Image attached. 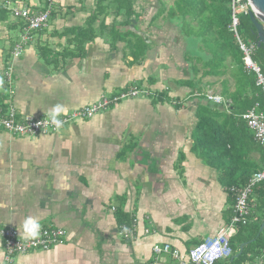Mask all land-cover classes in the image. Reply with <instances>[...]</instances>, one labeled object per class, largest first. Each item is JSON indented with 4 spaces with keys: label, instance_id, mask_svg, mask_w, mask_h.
I'll return each mask as SVG.
<instances>
[{
    "label": "crops",
    "instance_id": "0c3cea01",
    "mask_svg": "<svg viewBox=\"0 0 264 264\" xmlns=\"http://www.w3.org/2000/svg\"><path fill=\"white\" fill-rule=\"evenodd\" d=\"M31 3L33 12L44 9ZM133 3L137 14L126 24L95 0H52L46 25L30 32L17 57L11 49L22 23L0 11V82L10 78L0 107L39 117L57 104L64 114L144 90L55 132L0 128V228L18 231L32 215L42 228L65 232L62 244L15 254L10 263L0 236V264H188L193 245L229 224L233 196L221 170L192 150L196 107L206 101L177 83L188 76L176 20H151L158 0ZM220 90L216 83L205 94ZM165 244L167 251L152 249Z\"/></svg>",
    "mask_w": 264,
    "mask_h": 264
},
{
    "label": "trees",
    "instance_id": "16d2710c",
    "mask_svg": "<svg viewBox=\"0 0 264 264\" xmlns=\"http://www.w3.org/2000/svg\"><path fill=\"white\" fill-rule=\"evenodd\" d=\"M7 1L25 4L30 10L36 8L31 3L33 0H0V11L3 13H10ZM51 1L37 0V7L43 3L45 9ZM133 1L95 0V3L100 11L110 6L115 8L128 24L129 19L137 14ZM158 1L162 7L151 20L155 21L160 16L176 20L182 40V55L187 64L188 78L177 83L187 86L189 95H196L197 99L206 101L196 107L197 122L192 132V150L204 163H217V169L221 170L220 182L226 188L242 185L252 173L264 168V145L252 139L241 115L255 102L264 108V95L255 83L254 73L244 68L238 40L245 45H253L250 57L260 67L263 76L264 45H257V36L248 12L232 8V0H171L167 6L165 1ZM233 15L237 19L235 29L231 26ZM206 77H212V80H205ZM216 83L220 85V95L225 103L214 104L205 97L206 89ZM6 84L2 80L0 92L6 88ZM2 100L0 104H3ZM252 152H258L259 158L253 159ZM248 207L247 223L238 224L235 234L230 238L232 255L218 261L220 264H250L260 256H263L264 261V227L258 231L264 221V180L254 185L248 196ZM243 242L247 243L240 254L229 261Z\"/></svg>",
    "mask_w": 264,
    "mask_h": 264
},
{
    "label": "built area",
    "instance_id": "2783aa9c",
    "mask_svg": "<svg viewBox=\"0 0 264 264\" xmlns=\"http://www.w3.org/2000/svg\"><path fill=\"white\" fill-rule=\"evenodd\" d=\"M6 6L13 17L22 21L19 38L11 49L12 55L17 57L30 39V32L39 30L46 25L51 4L36 13L31 11L25 4L18 2L11 3V1H7ZM237 6H240L245 12H248L251 8L248 0H232V8ZM236 23L237 19L233 15L231 23L233 29H235ZM238 43L243 53L244 68L248 72L254 73L255 83L261 88L264 95V76L260 71V67L250 57L253 45H245L240 40H238ZM9 80L10 78L7 74L5 78L7 85L10 82ZM143 91L142 89L131 88L111 96H102L88 105L64 113L60 118L66 124L78 118L90 117L127 96H135ZM205 97L215 103H220L223 100L221 96L209 93H206ZM217 97L220 99L217 100ZM28 117L29 115L19 117L11 106L7 108L0 107V128L8 133L18 135H37L58 131L47 122V115ZM241 117L245 120L253 139L257 143L264 145V108L260 107L259 102H255L250 109L242 113ZM262 180H264V168L252 173L245 184L231 185L228 188L229 193L233 196L232 214L229 224L220 228L214 236L205 238L193 245L187 253L188 264H215L217 261L227 259L232 255L230 237L235 226L247 223L249 216L248 196L254 185ZM126 234L128 233L126 232ZM0 236L3 239L5 260L10 263L15 254L45 250L54 245L62 244L65 232L61 228L46 227L41 228V234L38 239L23 240L15 228L1 227ZM168 248V244H165L163 247L154 245L152 249L158 253L167 251Z\"/></svg>",
    "mask_w": 264,
    "mask_h": 264
},
{
    "label": "clouds",
    "instance_id": "9594fccd",
    "mask_svg": "<svg viewBox=\"0 0 264 264\" xmlns=\"http://www.w3.org/2000/svg\"><path fill=\"white\" fill-rule=\"evenodd\" d=\"M216 99L219 100L220 98L217 97ZM62 114L63 106L59 104L51 107L46 113L47 122L56 130H59L64 124V121L60 118ZM41 228V221L37 217L26 215L20 219L18 231L23 240H35L39 238Z\"/></svg>",
    "mask_w": 264,
    "mask_h": 264
},
{
    "label": "water",
    "instance_id": "95a60500",
    "mask_svg": "<svg viewBox=\"0 0 264 264\" xmlns=\"http://www.w3.org/2000/svg\"><path fill=\"white\" fill-rule=\"evenodd\" d=\"M249 4L251 5L250 10L248 11V16L253 24V27L255 29V33L257 36V45L263 44L264 45V0H248ZM264 227V221L259 226L258 231L260 232ZM247 242H243L238 247V252L234 254L230 260H232L234 257H237L242 247Z\"/></svg>",
    "mask_w": 264,
    "mask_h": 264
},
{
    "label": "rangeland",
    "instance_id": "374dc122",
    "mask_svg": "<svg viewBox=\"0 0 264 264\" xmlns=\"http://www.w3.org/2000/svg\"><path fill=\"white\" fill-rule=\"evenodd\" d=\"M168 1H170V0H168ZM168 1H166L167 3H168ZM236 10H242L241 8H240V6H237V8H236ZM19 20V19H18ZM179 30V29H178ZM178 37V40H179V42L181 41V44H182V40H181V36H180V34H179V32H177V27H176V38ZM206 78H211L212 79V77H206ZM206 78H205V80H206ZM220 261V260H219ZM218 262V261H217Z\"/></svg>",
    "mask_w": 264,
    "mask_h": 264
}]
</instances>
